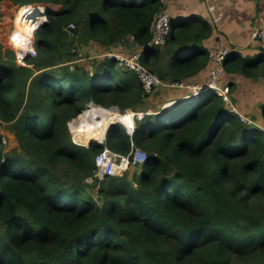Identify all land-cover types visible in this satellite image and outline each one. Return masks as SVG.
Here are the masks:
<instances>
[{
  "label": "trees",
  "instance_id": "obj_1",
  "mask_svg": "<svg viewBox=\"0 0 264 264\" xmlns=\"http://www.w3.org/2000/svg\"><path fill=\"white\" fill-rule=\"evenodd\" d=\"M7 1L60 8L47 9L43 21L33 13L34 68L16 65L12 52L4 59L0 45V124H11L22 152H4L0 135V264H264L260 128L205 93L136 120L131 135L113 125L103 143L85 140L77 115L87 104L138 110L148 92L106 55L87 70L52 67L64 27L74 23L107 52L131 38L151 73L187 82L208 65L209 51L196 40L180 43L193 23L172 22L165 46L151 47L161 0ZM9 29H2L8 42ZM75 116L79 145L67 127ZM131 142L147 154L143 172L94 176L103 146L127 153ZM92 175L98 185L84 182Z\"/></svg>",
  "mask_w": 264,
  "mask_h": 264
},
{
  "label": "crops",
  "instance_id": "obj_2",
  "mask_svg": "<svg viewBox=\"0 0 264 264\" xmlns=\"http://www.w3.org/2000/svg\"><path fill=\"white\" fill-rule=\"evenodd\" d=\"M161 1L162 11L170 16L175 29L193 23L183 35L181 45L190 46L196 40L197 46L209 52L219 42L233 48L235 54L226 60L219 84L229 88L234 111L247 117L252 126L264 133V40L252 41L250 37L254 26L264 27V0ZM49 7L57 10L55 5ZM175 29H171L170 35ZM91 56L97 54L94 52ZM207 74L208 65L186 80L202 86ZM181 93L184 91H180L179 96ZM199 97L201 95L196 99Z\"/></svg>",
  "mask_w": 264,
  "mask_h": 264
},
{
  "label": "built area",
  "instance_id": "obj_3",
  "mask_svg": "<svg viewBox=\"0 0 264 264\" xmlns=\"http://www.w3.org/2000/svg\"><path fill=\"white\" fill-rule=\"evenodd\" d=\"M35 8L34 12H32L31 17L27 22L29 26L33 28L31 35L28 36L27 40L24 41L20 46L15 47L14 51V62L16 65L19 66H27L30 65L29 59L36 55L34 50V55H32V50L34 48V32L36 26L39 22H35V14L39 16V19L45 20L46 18V4L38 3V5L31 6ZM30 8V7H29ZM21 8H18L13 17H16V13L19 12ZM52 9V8H50ZM24 20V18H23ZM170 21V16L164 12H159L153 21L152 25V41L150 44L153 46H164L167 43L168 37L171 33L172 25ZM76 26L74 23H69L64 27V31L71 33L74 32ZM251 40H264V27L261 26H254L252 28V33L250 35ZM234 52L233 48L230 46L225 45L223 42H219L216 47L208 52V74L206 78V82L204 85L199 86L194 82H184V81H174L172 85L177 86V89L186 90L188 96H191V99H196L202 93H209L210 91L213 92L215 97H220L224 103L228 106L227 108L230 111H234V108L230 104L229 100V88L227 86H220V77L224 70V62L226 58ZM106 56L114 58L119 68L122 70L132 71L136 74L139 82L141 83L143 89L146 92H149L150 89L157 85H162L163 82L151 73L145 65L141 62V51H137V53H129L123 54L117 51H109L107 52ZM72 69V68H71ZM92 103L87 104L86 109L90 107ZM111 108H116L120 112H125V110H120L117 106H113ZM85 109V110H86ZM133 111V120H134V128L129 129L125 127L126 132L131 135L135 129V121L141 120L145 115L148 114L147 111L141 110H132ZM237 113V112H236ZM240 119L243 122L248 124L251 121L242 114H238ZM79 116V115H78ZM76 117L71 118L67 122V127L71 136V140L73 143L78 144L77 140L75 139V130H79L77 123L75 122ZM111 126V124H110ZM106 135V134H105ZM105 141V136L103 137L102 141H92L97 143H103ZM130 150L127 153H117L107 146H103L102 150H100L94 156V176L98 179H103L106 176H121L124 173L128 172L132 167H140L144 165L147 160V154L141 148L135 146L131 142Z\"/></svg>",
  "mask_w": 264,
  "mask_h": 264
},
{
  "label": "rangeland",
  "instance_id": "obj_4",
  "mask_svg": "<svg viewBox=\"0 0 264 264\" xmlns=\"http://www.w3.org/2000/svg\"><path fill=\"white\" fill-rule=\"evenodd\" d=\"M34 5H38V4L28 3V4L18 5V4H14L11 1H7V0L0 2V45H1L2 57L4 59H8V60L10 59L11 52L14 54L15 47L11 43H9L10 41L9 42L7 41L6 34H4V32H2V29L6 30L7 27H10L11 30L13 29V26H12L13 23L11 24V22H12L11 18H12V15L14 14V12L16 11V9H18L17 7H25L26 6L29 8V7L34 6ZM46 6H47V4H46ZM55 6H56L57 10L60 7L59 5H55ZM9 7L15 8V10L13 11L12 14L7 13L8 10H6V9ZM1 25H3V26H1ZM75 30H76V32H71V33L64 32L62 39L58 42L61 52H60V56H59V54L56 56L59 58V60H58L57 64L55 63V65L52 66L53 68L60 67V66H67L68 68L70 67L69 68L70 70L74 69L75 67H81V68L83 67L85 70L91 69L92 61L95 60V59H93L94 57H96L100 60L101 59L100 57L103 58L107 54V50L105 47H103L101 45L99 46L97 43H94L93 41L85 40V38L83 37V35L79 31V29L76 28ZM180 33H183V32H180ZM34 39H35V32H34ZM8 40H9V37H8ZM180 41H182V40H180ZM19 43L22 44V43H24V41H20ZM115 47H116V50H118L117 52L123 53V54H129V53H133V52L137 53V51H139L137 46H135L133 44V42L130 41L128 38H125L124 41H122L121 43H119ZM176 47H178V46H176ZM94 52L97 54V56H91L92 53H94ZM32 55H34V48L32 50ZM162 61H164V63H165V65L163 64V67L166 68V63H167V61H169L168 54H165L163 56ZM25 67L34 68L32 63L30 65L25 66ZM36 69H34V71H37ZM161 81L163 82L162 85H157V86L153 87L152 89H150L147 97L144 99V103H143L142 107L139 108L138 110L147 111L148 114H153L155 112H159L162 106H165L166 104H168V102H171L172 100H175L177 97H179L180 91H184V93H185V90L177 89L178 88L177 86L172 85V83H173L172 81H163V80H161ZM210 94L212 95V97H215L213 92L210 91ZM86 106L83 110L86 109ZM109 108H111V107H109ZM127 109H130L129 111H131V112L133 110L131 108H127ZM108 113H114V112L112 110H109ZM114 114H116V113H114ZM84 116H85V114H84ZM118 120L111 119V120L107 121L106 124L109 125V124H111V122H117ZM122 124L112 123L111 126L120 125L125 129L124 125H122ZM95 128H96V126L94 125V127L92 128L93 130L87 131V134L84 135L86 139H90L91 136L94 135L93 136L94 138H99V140H101L102 136L104 134H106L107 130L110 128V125L107 127L106 132L104 134H102L101 136H99L96 133ZM0 135L2 136V149L4 152H10L12 150H15V151H18L19 153H22L21 149L18 145V141L15 137V133L13 131V128L11 127V124L1 123L0 124ZM105 137H106V135H105ZM82 146H84V145H82ZM58 166L59 167H58V169H56V171L61 172L62 171L61 166L60 165H58ZM143 169H144V165L138 167V170L141 172H143ZM84 182L87 184H91V185L96 183L98 185V183H97V181L93 175L85 178ZM95 190L97 191V187L95 188ZM94 194H96V193H94Z\"/></svg>",
  "mask_w": 264,
  "mask_h": 264
},
{
  "label": "bare ground",
  "instance_id": "obj_5",
  "mask_svg": "<svg viewBox=\"0 0 264 264\" xmlns=\"http://www.w3.org/2000/svg\"><path fill=\"white\" fill-rule=\"evenodd\" d=\"M17 10V9H16ZM26 10V11H25ZM30 13L27 8H21L18 13H16V17L12 18L13 29H10L9 41L14 47H18L21 45L20 41L27 40L28 36L31 35L33 28L29 26L27 20L30 18ZM24 18V20H23ZM14 39V40H13ZM204 93L201 94V96ZM109 110H112L114 113H108ZM127 109L125 112H120L116 108H106L101 105L91 104L89 108L83 110L79 114V122L83 126V134H87V131L93 130L94 125L96 126V133L101 136L107 130V127L110 125L106 124L107 121L111 119L118 120V123H123V125L129 129L134 128V120H133V111H129ZM85 114V116H84ZM120 121V122H119ZM116 123V122H111ZM98 129V130H97ZM92 135V134H91ZM94 136V135H93ZM91 136V140H99V138H94ZM105 134L102 136V140ZM85 137V136H84ZM86 139L85 140H90Z\"/></svg>",
  "mask_w": 264,
  "mask_h": 264
},
{
  "label": "water",
  "instance_id": "obj_6",
  "mask_svg": "<svg viewBox=\"0 0 264 264\" xmlns=\"http://www.w3.org/2000/svg\"><path fill=\"white\" fill-rule=\"evenodd\" d=\"M47 8H50L49 5L47 4ZM149 46H153L152 44H150ZM185 98H191V96H184V97H180V98H177L175 100H172L171 102H168V104H166L165 106H162L160 110H165V109H171L175 106V104L177 103V101L179 100H182V99H185ZM113 107V106H112ZM160 112V111H159ZM155 113H158V112H155ZM92 143V142H90ZM89 143V144H90ZM89 144H87L86 146H88Z\"/></svg>",
  "mask_w": 264,
  "mask_h": 264
},
{
  "label": "clouds",
  "instance_id": "obj_7",
  "mask_svg": "<svg viewBox=\"0 0 264 264\" xmlns=\"http://www.w3.org/2000/svg\"><path fill=\"white\" fill-rule=\"evenodd\" d=\"M125 127V126H124Z\"/></svg>",
  "mask_w": 264,
  "mask_h": 264
}]
</instances>
